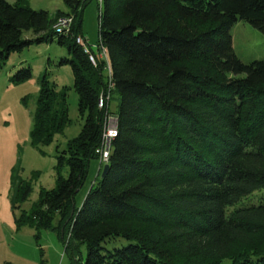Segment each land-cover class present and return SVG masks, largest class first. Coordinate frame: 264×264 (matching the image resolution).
<instances>
[{
	"label": "trees",
	"instance_id": "16d2710c",
	"mask_svg": "<svg viewBox=\"0 0 264 264\" xmlns=\"http://www.w3.org/2000/svg\"><path fill=\"white\" fill-rule=\"evenodd\" d=\"M65 1L73 12L51 17L24 0H0V68L11 53L58 35L85 119L58 156L69 176L40 191L29 219L41 229L58 217L72 264H264V59L243 62L231 34L239 20L264 33V0H104L98 47L107 48L114 88L103 108L106 61L91 46L94 65L76 41L88 0ZM64 15L74 17L69 34L53 28ZM31 77L26 66L12 81ZM69 89L42 80L34 143L70 123ZM110 113L118 136L109 170L78 207ZM30 191L20 184L16 200Z\"/></svg>",
	"mask_w": 264,
	"mask_h": 264
},
{
	"label": "rangeland",
	"instance_id": "374dc122",
	"mask_svg": "<svg viewBox=\"0 0 264 264\" xmlns=\"http://www.w3.org/2000/svg\"><path fill=\"white\" fill-rule=\"evenodd\" d=\"M16 3L19 0H7ZM31 8L46 10L53 17L58 11L73 12L65 0H24ZM105 11L98 0H88L80 7L76 24H81L84 37L97 55L100 34V16ZM233 47L239 58L249 63L264 59V33L250 23L239 20L231 29ZM25 36L34 38L33 32ZM71 58L66 45L58 42L54 34L42 42H33L16 51L2 62L0 68V264H72L73 260L65 253V243L58 229L59 219H54L52 228L38 229L29 219L34 204L42 189L56 187L57 177L69 176V166H58L60 151L66 149L69 140L76 137L85 122L79 112V96L74 88V75L69 63L61 60ZM31 66L32 77L15 83L12 77L22 67ZM105 77L107 72L104 71ZM44 77L56 84L58 91L69 87L68 104L70 123L62 132L56 133L49 143H34L31 132L34 126V113ZM119 99L114 93L110 110L117 111ZM59 150V151H58ZM100 161L93 158L87 177L76 193L80 207L93 186L102 177L99 175ZM28 184L31 191L26 200H16L20 184ZM257 201V199H256ZM82 262L87 256L86 246L82 248Z\"/></svg>",
	"mask_w": 264,
	"mask_h": 264
},
{
	"label": "built area",
	"instance_id": "2783aa9c",
	"mask_svg": "<svg viewBox=\"0 0 264 264\" xmlns=\"http://www.w3.org/2000/svg\"><path fill=\"white\" fill-rule=\"evenodd\" d=\"M100 3V7H102L104 0H98ZM74 17L72 15H64L60 16L54 24V29L57 33L60 34H69L71 32L72 23ZM101 22V16H100ZM77 43L83 47L84 51L89 54L90 60L94 65H97V57L92 52L91 46L88 43V40L84 37V35H78L76 38ZM106 61V72L108 74V90H105L101 93L98 106L103 108L110 101L111 98V89L114 88V82L112 79V68L108 58V51L106 47H101L100 49V57ZM118 136V117L115 114H107L104 127L101 137V142L99 147L96 150V153L99 156L100 164H106L109 161V157L113 148V141Z\"/></svg>",
	"mask_w": 264,
	"mask_h": 264
},
{
	"label": "water",
	"instance_id": "95a60500",
	"mask_svg": "<svg viewBox=\"0 0 264 264\" xmlns=\"http://www.w3.org/2000/svg\"><path fill=\"white\" fill-rule=\"evenodd\" d=\"M109 167H110L109 162L106 163V164L104 165V167H103V171H102V177H104V176L106 175V173H107L108 170H109Z\"/></svg>",
	"mask_w": 264,
	"mask_h": 264
},
{
	"label": "crops",
	"instance_id": "0c3cea01",
	"mask_svg": "<svg viewBox=\"0 0 264 264\" xmlns=\"http://www.w3.org/2000/svg\"><path fill=\"white\" fill-rule=\"evenodd\" d=\"M82 32V31H81ZM82 35H84V32H82ZM100 57V55H98Z\"/></svg>",
	"mask_w": 264,
	"mask_h": 264
}]
</instances>
